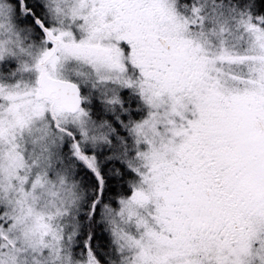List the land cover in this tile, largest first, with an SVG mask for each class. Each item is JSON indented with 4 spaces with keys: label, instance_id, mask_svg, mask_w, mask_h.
Masks as SVG:
<instances>
[{
    "label": "snow or ice",
    "instance_id": "6c2138e0",
    "mask_svg": "<svg viewBox=\"0 0 264 264\" xmlns=\"http://www.w3.org/2000/svg\"><path fill=\"white\" fill-rule=\"evenodd\" d=\"M0 264H264V0H0Z\"/></svg>",
    "mask_w": 264,
    "mask_h": 264
}]
</instances>
